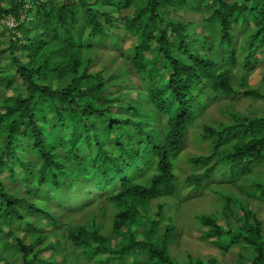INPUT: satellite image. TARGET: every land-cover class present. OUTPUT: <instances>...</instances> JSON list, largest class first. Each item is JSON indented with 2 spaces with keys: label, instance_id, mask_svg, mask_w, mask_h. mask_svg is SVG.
<instances>
[{
  "label": "trees",
  "instance_id": "trees-1",
  "mask_svg": "<svg viewBox=\"0 0 264 264\" xmlns=\"http://www.w3.org/2000/svg\"><path fill=\"white\" fill-rule=\"evenodd\" d=\"M2 37L0 264H179L166 246L176 232L166 200L181 188L224 200V226L195 215L203 239L224 252L241 246L250 251L244 264H264L262 222L211 187L217 173L234 187L264 163V113L203 125L208 153L189 157L185 177L177 169L210 100L264 102L248 85L264 62V0H0ZM107 54L121 76L104 64L93 71ZM240 193L264 203V177Z\"/></svg>",
  "mask_w": 264,
  "mask_h": 264
},
{
  "label": "rangeland",
  "instance_id": "rangeland-1",
  "mask_svg": "<svg viewBox=\"0 0 264 264\" xmlns=\"http://www.w3.org/2000/svg\"><path fill=\"white\" fill-rule=\"evenodd\" d=\"M187 19L190 21L198 22L200 21V16L188 13ZM3 22L9 25L8 28H11L13 26L12 24H14L11 18H7L4 21L1 20V23ZM3 32L4 37L7 38L8 31ZM4 37L0 39L3 40ZM128 46H130L129 42L128 44L126 43L125 45H122L121 50L125 49ZM95 56L96 58H99L98 55ZM238 56L239 58H241L242 53H239ZM108 60V54L102 57V62L96 60L92 65L93 71L101 70L104 64L106 72L113 75L112 78L121 76V71L119 69L121 63H114L112 61L114 64L110 65V62ZM237 66L240 69V63H238ZM236 72L237 68L231 69V74L234 79L236 76ZM129 79H131L132 81V89L134 84L136 87H139L137 80L134 81V78ZM248 85L251 88H257L264 91V62L259 63L257 66L254 67L252 71L249 72ZM132 95H135V93H132ZM230 113H233L234 115L238 114L240 116L245 115L248 117L259 116L264 113V102L246 97H241L237 99L220 98L218 100H210L204 110L201 111V113H199V115L195 117V120L193 122V128L188 132L184 141V159L178 162L179 167L177 168L180 172V177H185L190 172V169L187 166L188 159L190 156L205 155L208 153V144L200 143L201 136L204 133L202 126L210 125L215 127L218 124H232L235 122V120L231 118V116L229 115ZM58 152L60 156L63 157L62 150L59 149ZM247 176L248 177H245L244 179L235 181L234 187H231L218 183L222 180L228 182L230 178L223 179V176H221L220 173H217L214 176L215 184H213L211 187L215 191L219 192V194L233 195L235 198L238 199V201L243 202V205L247 209L252 210V212L256 214L257 219L262 222V229L264 234V203L255 200H250L244 195H241L240 193V187H245L251 179L256 181H260L263 179L264 163L253 165L251 172ZM88 190L90 192V189ZM22 191L24 192V190ZM184 197L187 198L188 201H186ZM166 203L170 207L168 211L173 216L172 221L174 222L176 228L175 234L170 238L166 246L170 257L175 262L179 264H190L189 260H207L211 257H216L222 263L244 264V262L241 261V255L244 256V259H246L250 251H245L246 249L236 245L229 246V250L227 252L216 248L214 245H212L209 240L203 239L202 231H205L206 228L200 227L194 218L195 215L201 214L213 216V218H218L219 225L224 226L225 224L220 214L224 205V200L221 199L218 194H214L208 189H202L195 192L181 188L175 195V198L171 200H166ZM235 204L237 203H234L233 206L231 205L233 209H237L238 204ZM72 215L76 216L75 214ZM97 216L100 219V222L105 224L108 223L109 218H104L101 212H97ZM233 223L234 226H236V223L234 221ZM106 230L109 231L110 228L108 227ZM163 230V227H159L158 229V231H160V234L163 232ZM137 233L139 236L138 238H142V232L140 229H137ZM52 238L53 237H50L49 239L52 240ZM27 241L28 239H26L25 242ZM152 241L155 242L156 238H152ZM227 244L229 245V241L227 242ZM225 246L226 244H223V247ZM136 259L138 262L142 261L144 259V256L139 254L136 256Z\"/></svg>",
  "mask_w": 264,
  "mask_h": 264
},
{
  "label": "clouds",
  "instance_id": "clouds-1",
  "mask_svg": "<svg viewBox=\"0 0 264 264\" xmlns=\"http://www.w3.org/2000/svg\"><path fill=\"white\" fill-rule=\"evenodd\" d=\"M189 190H190V189H189ZM190 191H193V190H190ZM176 194H177V193H176ZM186 197H187V196H186ZM187 198H188V197H187ZM187 198L184 197V199H185L186 201H188ZM100 199H101V198H100ZM154 203H156V202H154Z\"/></svg>",
  "mask_w": 264,
  "mask_h": 264
}]
</instances>
